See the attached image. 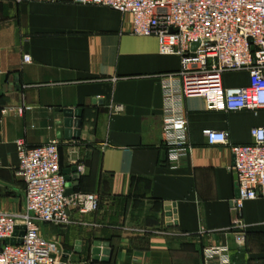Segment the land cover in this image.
I'll return each mask as SVG.
<instances>
[{"label": "crops", "instance_id": "1", "mask_svg": "<svg viewBox=\"0 0 264 264\" xmlns=\"http://www.w3.org/2000/svg\"><path fill=\"white\" fill-rule=\"evenodd\" d=\"M75 1L0 0V109L29 108L0 117V212L24 209L17 143L57 140L62 171L84 166L68 188L100 197L96 213L71 211L82 224L42 226L64 264H205L203 251L214 246L228 247L235 264H264V199L244 205L239 250L230 211L234 156L204 135L226 131L231 144H250L264 111L212 112L200 97L183 99L193 148L171 163L162 141L163 79L180 69V58L162 55L155 37L133 35L130 14ZM224 85L247 87L249 74L226 73ZM65 109L83 111L79 140L65 138ZM96 243L111 254L95 260Z\"/></svg>", "mask_w": 264, "mask_h": 264}, {"label": "built area", "instance_id": "2", "mask_svg": "<svg viewBox=\"0 0 264 264\" xmlns=\"http://www.w3.org/2000/svg\"><path fill=\"white\" fill-rule=\"evenodd\" d=\"M75 2L130 14L133 35L155 37L162 55L180 58V69L163 79L162 141L171 163L177 164L193 148L189 142V123L181 105L183 99L200 97L212 112L257 114L264 111V0ZM31 60L29 55L24 56L25 63ZM243 71L249 74L247 87L224 85L226 73ZM26 110L29 108L3 107L0 117L22 116ZM122 111V107L115 108V112ZM204 135L209 145L229 146L234 156L232 171L237 178V197L230 205L231 229L241 250L246 240L244 205L264 199V127L253 128L252 142L246 145L231 144L226 131L206 130ZM17 147L19 175L26 185L24 209L19 214L0 212V264H64L63 250L56 241L43 237L42 226L82 224L73 220L71 211L96 213L100 197L95 193L66 194L68 183L60 166L59 141L37 147L19 141ZM76 168L84 172L83 165ZM13 240L22 244H11ZM203 254L205 264H235L226 246L207 248Z\"/></svg>", "mask_w": 264, "mask_h": 264}, {"label": "water", "instance_id": "3", "mask_svg": "<svg viewBox=\"0 0 264 264\" xmlns=\"http://www.w3.org/2000/svg\"><path fill=\"white\" fill-rule=\"evenodd\" d=\"M197 45L194 46L196 48ZM62 118H63V127L65 130V138L66 140H79L81 135V130L83 127V111L81 109H65L62 112ZM78 170L77 168L68 169L66 171H63V174L66 177L67 183L71 182L72 174H74L76 177L75 180H78L77 177ZM76 186V185H75ZM75 193L74 187L67 189V195H72ZM24 230V229H23ZM20 236H24V231L20 233ZM9 243V242H7ZM11 244H22V241L15 242L10 241ZM80 246V243L78 244ZM104 247V249H102ZM106 248V249H105ZM77 252V249H76ZM79 252V250H78ZM95 260H99L101 255L103 256H109L111 254L110 250L107 249L106 244L103 246L102 243H96L95 245ZM105 260V259H103Z\"/></svg>", "mask_w": 264, "mask_h": 264}, {"label": "rangeland", "instance_id": "4", "mask_svg": "<svg viewBox=\"0 0 264 264\" xmlns=\"http://www.w3.org/2000/svg\"><path fill=\"white\" fill-rule=\"evenodd\" d=\"M229 75H230V77H231V76H233V73H232V74H229Z\"/></svg>", "mask_w": 264, "mask_h": 264}]
</instances>
